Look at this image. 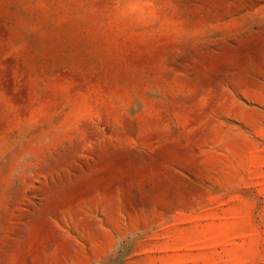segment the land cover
Returning <instances> with one entry per match:
<instances>
[{
	"label": "rangeland",
	"instance_id": "374dc122",
	"mask_svg": "<svg viewBox=\"0 0 264 264\" xmlns=\"http://www.w3.org/2000/svg\"><path fill=\"white\" fill-rule=\"evenodd\" d=\"M0 264H264V0H0Z\"/></svg>",
	"mask_w": 264,
	"mask_h": 264
}]
</instances>
